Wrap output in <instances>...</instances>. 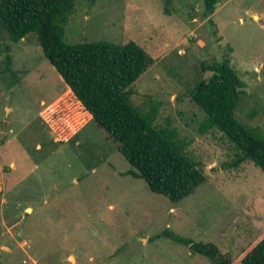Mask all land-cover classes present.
<instances>
[{
	"label": "rangeland",
	"instance_id": "1",
	"mask_svg": "<svg viewBox=\"0 0 264 264\" xmlns=\"http://www.w3.org/2000/svg\"><path fill=\"white\" fill-rule=\"evenodd\" d=\"M103 40L152 59L130 102L176 131L205 182L178 203L152 193L93 120L56 142L66 86L34 35H0V264H211L170 233L233 261L264 237V173L202 128L190 92L210 75L202 62L228 56L245 83L235 117L264 135V0H219L211 15L203 0H76L64 41Z\"/></svg>",
	"mask_w": 264,
	"mask_h": 264
},
{
	"label": "trees",
	"instance_id": "2",
	"mask_svg": "<svg viewBox=\"0 0 264 264\" xmlns=\"http://www.w3.org/2000/svg\"><path fill=\"white\" fill-rule=\"evenodd\" d=\"M218 1L203 0L206 15L213 14ZM75 2L0 0V35L6 34L12 43L34 35L44 58L67 88L57 110L65 129L57 131L45 115L44 121L51 125L56 142L65 143L93 120L118 143V152L137 171L133 177L143 179L152 193L172 203L182 201L205 182L199 162L186 153L173 128L157 127L154 112L142 113L130 102V87L151 66L152 59L133 41L122 45L104 40L67 44L65 26ZM6 62L8 66L9 55ZM201 67L210 75L200 76L190 99L205 114L202 128L217 129L227 137L238 151L236 164L250 161L264 173V135L235 117L245 83L228 56L211 65L202 62ZM167 237L186 244L211 264H264V237L233 261L212 243H192L172 233Z\"/></svg>",
	"mask_w": 264,
	"mask_h": 264
}]
</instances>
